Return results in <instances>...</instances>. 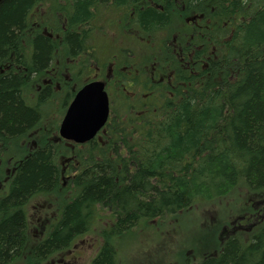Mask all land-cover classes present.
I'll return each instance as SVG.
<instances>
[{
    "label": "trees",
    "instance_id": "1",
    "mask_svg": "<svg viewBox=\"0 0 264 264\" xmlns=\"http://www.w3.org/2000/svg\"><path fill=\"white\" fill-rule=\"evenodd\" d=\"M95 78L106 123L83 144L59 138L69 100ZM62 91L68 101L43 135ZM7 156L0 264L26 248L55 261L105 224L89 264H117L140 222L238 189L254 202L196 264H264V0H0L1 168ZM71 189L54 226L30 239L25 201Z\"/></svg>",
    "mask_w": 264,
    "mask_h": 264
},
{
    "label": "rangeland",
    "instance_id": "2",
    "mask_svg": "<svg viewBox=\"0 0 264 264\" xmlns=\"http://www.w3.org/2000/svg\"><path fill=\"white\" fill-rule=\"evenodd\" d=\"M29 91L30 96H32L33 90ZM39 91H35L33 101L37 98L36 93ZM67 94H70V92L65 93L62 91L58 99L49 105L47 118L42 123V128L38 130H41L40 133H43V135L46 134L52 137V128L56 125L64 104L68 101L69 95ZM45 101L46 98L43 99V102ZM34 132L36 133V130H33L32 133L34 134ZM16 148L18 149V146ZM16 148L14 147L12 152L16 153ZM28 148L32 149L30 146ZM15 162V158L7 156L5 166L2 167L4 168L3 171L0 167V192L5 190L2 185L7 184L10 175L9 167L13 166ZM65 179L63 178L62 181L64 189ZM75 191L71 189L65 195L58 193L49 196H36L27 203L30 239L44 237L43 235L49 231L50 227H41L55 221L57 212L68 203ZM243 200L245 201L243 202ZM246 200L254 202L247 190L238 189V191L227 196L205 201L191 211L167 216L159 221L140 222L133 237L127 238L123 242L117 264H186L187 262L188 264H196L204 257L217 253L228 228H231L229 224L243 217V207L249 204ZM55 209L56 215L54 214ZM258 213L260 216L264 213V210ZM107 228L108 224H105L93 228L90 232L91 236L88 234L77 237L70 251H63L54 258L55 261L46 264L55 262H57L56 264H70L68 261L72 264H89L91 258L97 254V245L100 244L99 239L93 238L92 235L96 237L100 230ZM28 253V248L24 249L20 255L16 256L12 264H39L41 262L42 259L35 260L28 257Z\"/></svg>",
    "mask_w": 264,
    "mask_h": 264
},
{
    "label": "water",
    "instance_id": "3",
    "mask_svg": "<svg viewBox=\"0 0 264 264\" xmlns=\"http://www.w3.org/2000/svg\"><path fill=\"white\" fill-rule=\"evenodd\" d=\"M108 114L109 101L103 82L90 81L74 93L58 125V135L75 143L89 141L103 127Z\"/></svg>",
    "mask_w": 264,
    "mask_h": 264
},
{
    "label": "flooded vegetation",
    "instance_id": "4",
    "mask_svg": "<svg viewBox=\"0 0 264 264\" xmlns=\"http://www.w3.org/2000/svg\"><path fill=\"white\" fill-rule=\"evenodd\" d=\"M95 79H98V78H95ZM44 81H47L46 79L44 80ZM41 89V86L40 85H38V86H36L35 87V91H39ZM6 150H7V147L5 148ZM34 197H36V196H32V197H30V198H28L26 201H25V203H24V205H23V207H24V212H25V216H26V223H27V226H29L30 225V222H28V212H29V210H28V202L32 199V198H34ZM58 213H59V211L57 212V215H58ZM55 215H56V209H55V213H54ZM56 215V216H57ZM57 219L55 218V221L53 222V221H51L50 223H48L47 225H43L41 228H45V227H50L49 228V230L54 226V224L57 222L56 221ZM41 223H43V222H41ZM34 227V226H33ZM71 250V248L68 250V251H70ZM75 260V259H74ZM68 263H71L72 264V262H68Z\"/></svg>",
    "mask_w": 264,
    "mask_h": 264
}]
</instances>
